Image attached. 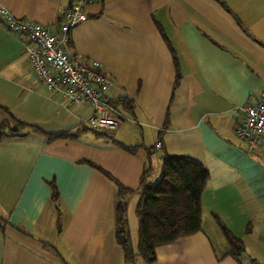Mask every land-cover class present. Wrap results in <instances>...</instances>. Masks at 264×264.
Masks as SVG:
<instances>
[{
    "label": "crops",
    "instance_id": "obj_1",
    "mask_svg": "<svg viewBox=\"0 0 264 264\" xmlns=\"http://www.w3.org/2000/svg\"><path fill=\"white\" fill-rule=\"evenodd\" d=\"M70 2L0 6L53 30ZM84 9L87 20L71 29L67 51L99 60L110 95L131 99L132 111L119 107L125 119L112 135L88 129L48 141L25 126V138L0 140V264H111L122 251L118 187L84 160L132 189L128 203L129 194L138 199L145 167L151 182L160 177L164 151L200 160L209 179L201 229L157 246L152 264H264V153L246 150L231 112L264 91V0H84ZM161 32L176 52L177 83ZM87 114L86 103L43 89L22 38L0 19V120L64 131L85 124ZM118 142L140 146L131 153ZM218 219L243 241L237 257L226 254Z\"/></svg>",
    "mask_w": 264,
    "mask_h": 264
},
{
    "label": "trees",
    "instance_id": "obj_2",
    "mask_svg": "<svg viewBox=\"0 0 264 264\" xmlns=\"http://www.w3.org/2000/svg\"><path fill=\"white\" fill-rule=\"evenodd\" d=\"M161 33L173 56L176 68L175 83H177L179 72L176 52L165 33ZM113 103L122 109L132 111L133 103L128 97L115 98ZM14 123L18 125L15 131L11 128ZM166 124L167 121L164 125ZM25 126H29L32 131L42 133L48 141L74 139L80 132L88 129L97 131L86 124L70 130L45 131L17 119L13 122L0 120V140L25 138V133H21ZM118 144L131 153L136 152L140 146L124 145L119 142ZM84 161L103 172L118 187L115 204V240L120 245L126 262L132 263L139 255L146 264H152L156 259L155 248L157 246L171 243L181 236L193 234L201 229V195L209 179V171L200 160L188 155L164 151L161 155V174L156 182L148 179L147 175L151 167L148 165L143 169L139 178V196L135 205L138 220L136 251L132 247L126 217L125 195L132 192V189L122 185L100 166L86 159ZM218 222L228 243L229 249L226 254L237 257L244 250L243 241L219 219Z\"/></svg>",
    "mask_w": 264,
    "mask_h": 264
},
{
    "label": "built area",
    "instance_id": "obj_3",
    "mask_svg": "<svg viewBox=\"0 0 264 264\" xmlns=\"http://www.w3.org/2000/svg\"><path fill=\"white\" fill-rule=\"evenodd\" d=\"M84 0H71L60 14L53 30L30 18L17 16L0 6V19L11 32L22 38L27 63L47 93L61 94L70 103H86L85 124L106 135L120 127L125 116L113 103L109 90L111 77L99 60H80L67 51L70 31L87 20ZM236 118V137L246 150L264 153V91L256 102H247L231 109ZM161 147V142L155 144Z\"/></svg>",
    "mask_w": 264,
    "mask_h": 264
},
{
    "label": "rangeland",
    "instance_id": "obj_4",
    "mask_svg": "<svg viewBox=\"0 0 264 264\" xmlns=\"http://www.w3.org/2000/svg\"><path fill=\"white\" fill-rule=\"evenodd\" d=\"M125 113V112H124ZM126 114V113H125ZM127 116V115H126ZM158 179H156L154 182H156ZM128 197V205H127V209H126V217H127V224H128V230L130 232V234L132 235V237L134 238L135 242L136 241V236L138 237V220H137V216L135 214V203H136V199L133 195H127ZM138 198V197H137ZM138 240V239H137ZM226 243V242H225ZM134 244V241H133ZM137 243H135L136 245ZM227 245V243H226ZM136 248V247H135ZM119 254L118 257L116 255H112L110 258L111 264H145L144 260L137 255L134 259V261L132 263H128L124 261L123 258V253L121 250H119ZM136 251V249H135ZM104 259V258H103Z\"/></svg>",
    "mask_w": 264,
    "mask_h": 264
},
{
    "label": "water",
    "instance_id": "obj_5",
    "mask_svg": "<svg viewBox=\"0 0 264 264\" xmlns=\"http://www.w3.org/2000/svg\"><path fill=\"white\" fill-rule=\"evenodd\" d=\"M11 128H12L13 131L17 130V128H18L17 123H14V124L11 126Z\"/></svg>",
    "mask_w": 264,
    "mask_h": 264
}]
</instances>
